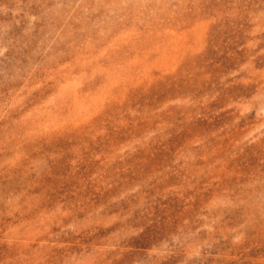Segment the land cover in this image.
I'll return each instance as SVG.
<instances>
[{
	"label": "rangeland",
	"instance_id": "1",
	"mask_svg": "<svg viewBox=\"0 0 264 264\" xmlns=\"http://www.w3.org/2000/svg\"><path fill=\"white\" fill-rule=\"evenodd\" d=\"M0 264H264V0H0Z\"/></svg>",
	"mask_w": 264,
	"mask_h": 264
}]
</instances>
